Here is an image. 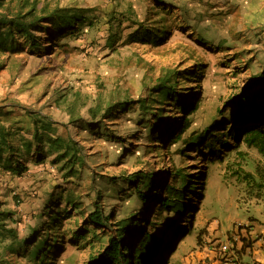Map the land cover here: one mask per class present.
Instances as JSON below:
<instances>
[{"label":"rangeland","instance_id":"rangeland-1","mask_svg":"<svg viewBox=\"0 0 264 264\" xmlns=\"http://www.w3.org/2000/svg\"><path fill=\"white\" fill-rule=\"evenodd\" d=\"M21 1L41 13L58 7L77 9L85 18L76 24L79 31L55 37L44 43L48 45L44 50L31 52L25 47L0 55V126L15 138H30L32 116L40 113L51 122V136L62 137L79 149V162L70 174L59 169L61 162H51L53 154L37 164L33 154L19 159L27 166L21 175L0 167V209L14 213L17 222L6 223L17 237L30 235L33 228L34 234L42 235L41 228L50 222L52 211H57L58 221V238L47 239L53 245L46 257L32 262L2 250V264H89L117 223L129 214L137 215L143 209L139 224L147 218L167 221L169 213L150 218L135 194L125 196L126 184L111 188L112 181L122 182L141 171L152 172L155 181H171L169 171L183 167L195 185L204 183L202 197L196 192L188 195L193 214L189 232L180 233L183 222L169 228L180 229L179 241L164 231L161 242L172 240L174 250L167 255L160 243L152 264H221L219 245L237 237L236 232L247 236L248 219L264 227V188L246 193L241 176L244 172L255 176V167L264 165V155L244 143L209 153L203 146L171 144L162 136L181 123L190 101L197 108L189 114L190 126L182 137L191 130L201 131L211 121L216 123L217 135L225 132L229 123L218 109L225 107L228 116V101L264 67V0H164L162 4L154 0H3L0 11L14 10ZM168 2L177 9L165 16L161 8ZM156 19L170 25L167 33L159 34L158 43H151L156 36L131 38L140 24L143 29L163 28L156 27ZM178 72L181 76L174 77ZM161 84L178 92L165 105L159 104L163 95L156 89ZM137 98L160 116L161 135L155 131L149 135L147 128L140 132L134 122L137 112L108 116L112 103ZM75 118L92 123L91 129L86 124L75 127L69 122ZM95 124L100 133L94 132ZM38 131L43 137L49 134L41 128ZM220 139L234 143L227 136ZM180 149L187 155L181 156ZM141 183L140 188L146 190ZM176 183L180 186L182 182ZM97 192L101 196L96 199ZM94 206L103 212L115 211L114 224L103 228L89 223L87 214Z\"/></svg>","mask_w":264,"mask_h":264},{"label":"trees","instance_id":"trees-1","mask_svg":"<svg viewBox=\"0 0 264 264\" xmlns=\"http://www.w3.org/2000/svg\"><path fill=\"white\" fill-rule=\"evenodd\" d=\"M0 0V7L2 6ZM157 4H162L160 1L154 0ZM164 7H160L164 10L165 16L169 12H173L177 7L171 3H163ZM86 10V9H85ZM87 12V11H85ZM185 12V11H184ZM163 17V16H161ZM185 17V14H184ZM84 14L79 13L77 9H69L67 7H58L47 13H41L27 1H21L20 4L11 11L5 9L0 11V55L12 54L22 51L25 47L28 51L34 52L35 50H44L47 48L50 42L54 38L64 37L66 35L75 34L81 27L76 24L83 21ZM187 18V17H186ZM87 23L90 24L89 19ZM139 24L138 21H135ZM156 27L162 25L163 28H157L154 30L143 29L142 25H138L141 29L134 32L131 38H139L146 40V38L156 36L151 43H158L162 38L159 34L168 32L170 25L163 23V19L154 20ZM192 25V24H191ZM187 24V26L192 27ZM149 30V31H148ZM198 39H202L201 35H198ZM48 40H47V39ZM45 39V41H43ZM206 44L207 41H201ZM224 43L220 46H223ZM264 51V44H263ZM1 66V64H0ZM197 71H192L193 77H196ZM181 76L180 73L174 74V77ZM158 93L163 95L159 104L165 105L168 97L176 98L178 92L173 90V87L166 85H158L156 87ZM155 90V89H153ZM171 90V91H170ZM185 94V92H184ZM230 110L228 116L224 114V109H218L220 117L225 118L229 126L225 132L216 133V129L211 121L205 125L201 131L194 132V130L188 131L189 133L182 137L190 126L189 114H192L196 110L194 101H190L184 111L185 114L181 118V123L173 128L166 129L163 134L161 127L160 116L148 109L144 99L124 100L120 102L112 103L108 106V116L114 117L122 112H137L138 116L134 119V122L141 129L147 128V133L155 131V135L166 136L167 140L171 144L180 142L187 146H203V150L209 153H215L216 148L225 147H237L240 143H244L248 147L255 148L260 154L264 155V67L259 71L253 73L248 82L243 87L242 91H239L231 100L228 101ZM235 105H232L234 104ZM152 108V107H151ZM161 110V107H158ZM183 111V112H184ZM29 113V112H28ZM75 118L69 122L75 123V127H86L91 129L92 123L82 122ZM33 126L30 132L31 137L25 138L20 136L15 138L13 132H5L0 126V167L4 171L11 172L13 174L21 175L26 172L27 166L23 163H19V159L26 158L33 154V162L41 163L47 155L53 154L52 163H60L59 169H67L68 174L72 172L73 167L79 162L78 148L74 147L75 144H69L64 138L59 136H51V122L49 118L42 116L40 113L33 114L32 116ZM238 122V123H237ZM101 124V123H99ZM99 124H95L96 128L94 132L100 133ZM63 125H65L63 123ZM44 129L49 134L48 136H42L38 129ZM103 129H106L103 127ZM106 136L111 137L109 133ZM154 136V135H153ZM221 136H227L232 138L233 144L229 145L226 141L220 139ZM112 137H116L113 135ZM150 138V136H149ZM122 140V138H121ZM153 141L149 139L148 142ZM204 141V142H202ZM199 150V149H198ZM181 156H186L183 153V149H180ZM241 154V151L238 152ZM81 163V161H80ZM83 163V162H82ZM264 165L255 167L256 175L244 172L242 179L245 180L244 185L246 193L252 194L253 191L260 192L264 188V178L262 176ZM234 172L237 171L235 170ZM152 172H137L132 177H125L122 182L119 180L112 181L111 188H115L118 184L124 183L127 185L125 196H131L135 194L144 205V211L150 212V218L153 216H160V214L167 212V221H153L147 218L142 221V224L137 223L138 219L142 217L141 212L137 215L129 214L122 219L112 234L107 238L106 244L101 251L97 254L96 258H92L89 264H152L153 257L159 252V248L162 247L160 243L165 247L166 254L171 253L174 250L172 240H166L161 242V236L164 231L170 233L173 238H178L179 234H187L190 230V219L192 217V211L188 208H192V204L189 201V194L196 192L202 197L204 192V183L200 186L195 185V181L189 178V174L185 173L183 167L173 169L169 171L168 179L155 181L152 178ZM113 178V177H112ZM143 178V179H142ZM239 178V177H237ZM150 179V180H149ZM143 180V181H142ZM180 180L182 183L177 185L176 181ZM142 182V183H141ZM145 186V189L140 188ZM125 190L124 188L121 189ZM118 192V191H116ZM101 195L99 192L96 194V199ZM193 200V199H192ZM95 201H93V204ZM151 204V206L149 205ZM154 205V206H153ZM51 206V205H50ZM50 206L48 207L51 210ZM189 206V207H188ZM154 209H153V208ZM190 212V213H188ZM47 214V213H43ZM140 214V215H139ZM14 213L8 211V209H0V251L2 250L8 254H14L21 258H27V260L36 262V260H42L49 252V248L53 243L46 242L47 239L52 241L57 240V234L55 233L57 226V211L49 213L50 222L45 225V228H41L43 232L40 234H34L36 228L32 229V233L20 239L17 237L13 227L7 225V220L17 222L14 217ZM115 211L103 212L97 206H94L87 214V220L89 223L100 226L103 228H109L113 222H115ZM193 220V219H192ZM185 223V227L181 229L172 228L171 226ZM192 222V221H191ZM176 226V227H177ZM244 228V226H243ZM245 234L248 236V228H244ZM240 234V233H238ZM50 236V238H48ZM247 236L240 235L241 244L243 246L248 245ZM180 238L177 239L179 241ZM46 246V247H45ZM164 254V255H166ZM168 255V254H167ZM165 258L163 257V261ZM4 259L0 258V264Z\"/></svg>","mask_w":264,"mask_h":264},{"label":"crops","instance_id":"crops-1","mask_svg":"<svg viewBox=\"0 0 264 264\" xmlns=\"http://www.w3.org/2000/svg\"><path fill=\"white\" fill-rule=\"evenodd\" d=\"M247 221L245 226H248V245L243 246L241 244L239 234H237L238 240L234 242L238 264H264V227L259 225L254 218Z\"/></svg>","mask_w":264,"mask_h":264},{"label":"built area","instance_id":"built-area-1","mask_svg":"<svg viewBox=\"0 0 264 264\" xmlns=\"http://www.w3.org/2000/svg\"><path fill=\"white\" fill-rule=\"evenodd\" d=\"M247 228H248V226H247ZM236 235H237V233H236ZM237 240H238V235H237V237L232 236L231 239L228 240V242L221 243L219 245V251L221 254V264H238V259H237V255H236L237 252H235L236 248H235V244H234V242H236ZM239 241H240V239H239Z\"/></svg>","mask_w":264,"mask_h":264}]
</instances>
